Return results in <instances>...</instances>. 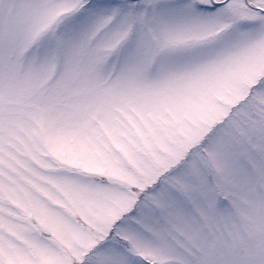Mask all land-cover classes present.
Instances as JSON below:
<instances>
[{"label":"snow or ice","instance_id":"snow-or-ice-1","mask_svg":"<svg viewBox=\"0 0 264 264\" xmlns=\"http://www.w3.org/2000/svg\"><path fill=\"white\" fill-rule=\"evenodd\" d=\"M0 264H264V0H0Z\"/></svg>","mask_w":264,"mask_h":264}]
</instances>
